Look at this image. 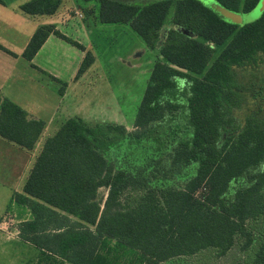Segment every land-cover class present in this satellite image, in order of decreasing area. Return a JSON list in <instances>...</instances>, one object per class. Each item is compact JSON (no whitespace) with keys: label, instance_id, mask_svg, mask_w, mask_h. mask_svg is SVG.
I'll return each mask as SVG.
<instances>
[{"label":"trees","instance_id":"trees-1","mask_svg":"<svg viewBox=\"0 0 264 264\" xmlns=\"http://www.w3.org/2000/svg\"><path fill=\"white\" fill-rule=\"evenodd\" d=\"M84 1L100 4L101 23H130L151 49L176 5L173 27L165 34L133 132L74 117L45 141L23 193L14 195L31 212L19 226L20 239L68 264H111L101 252L106 240L137 256L136 264H166L206 252L227 256L236 246L242 256L235 264H264V117L255 111L243 121L237 116L245 106L244 88L252 89L250 75L264 67V11L239 26L216 10L250 14L264 0H213L214 6L206 0ZM61 3L34 0L22 10L52 15ZM51 34L70 41L53 27L41 28L24 57L32 61ZM225 45L212 63L215 48ZM93 63L87 52L78 77ZM44 128L43 121L0 95L2 138L32 150ZM120 149L154 159L171 152L185 186L153 187L141 175L117 170L108 155ZM128 191L141 195L125 206Z\"/></svg>","mask_w":264,"mask_h":264},{"label":"crops","instance_id":"crops-1","mask_svg":"<svg viewBox=\"0 0 264 264\" xmlns=\"http://www.w3.org/2000/svg\"><path fill=\"white\" fill-rule=\"evenodd\" d=\"M31 1L34 0L0 1V95L24 109L30 118L45 123L44 131L32 150H27L0 136V264H25L11 257V252H14L16 245L7 240L9 237L6 233L4 219L9 215L11 207L16 204L14 195L23 193L26 181L45 141L54 136L67 120L74 117L81 118L90 125L118 124L94 119L92 115L95 116L96 96L93 95L90 102L77 87H81L83 81L91 74H108L109 64H106L103 59L104 54L100 52L102 45L108 43L113 35L128 33L132 27L130 23H101L99 20L101 6L96 1L62 0L60 7L52 15H29L22 10V7ZM175 9L176 6L170 10L162 31L163 41L159 43V47L151 49L145 43L146 49L159 52V60L165 34L173 27L172 20ZM44 27H53L71 42L77 43L85 49V51L81 50L80 60L73 78L71 89H74L76 101L67 107L71 108L70 111L66 110L65 105L59 106L60 102L68 98L70 88L66 84H62L61 78L56 76L51 69L56 64L59 66L65 65V63L69 64L63 55L51 51L55 46H60V42H64V40L51 34L32 61L24 57L33 36ZM87 52L93 55L94 63L78 78ZM55 59L58 62H55ZM111 85L110 83L108 86L111 91L108 94V99H116L118 95H115L117 93ZM62 88H64L63 95L60 94ZM51 93L54 103L50 109L48 98ZM56 104L58 105L57 110L55 109ZM18 229L16 228V230ZM19 241L22 242L20 237ZM19 247H22V244H19Z\"/></svg>","mask_w":264,"mask_h":264},{"label":"rangeland","instance_id":"rangeland-1","mask_svg":"<svg viewBox=\"0 0 264 264\" xmlns=\"http://www.w3.org/2000/svg\"><path fill=\"white\" fill-rule=\"evenodd\" d=\"M205 3L211 6L215 5L213 0H206ZM262 5L263 3L250 14H240L238 20L241 23L239 26L258 19L264 11ZM175 6H173V8ZM92 11H94V9H92ZM72 16H74V13H72ZM131 28L128 33L124 31L125 33L123 34L113 35L109 42L103 44L101 47L100 52L104 54L103 59L106 61V64H109L108 74H91L89 78L83 81L81 87H77L80 88V93L86 95V99L90 102L92 101V96H96V106L94 108L95 116L92 115L94 119L122 124L129 132L135 130L134 124L136 115L143 100L154 64L159 56L157 50L151 51L146 49L143 39ZM162 38L163 37H161L159 43L163 41ZM65 41L66 40L60 42V46L50 48H52L51 51L53 53L63 55L66 62H69V64L66 65L65 63L63 66L56 64L51 67V69L56 76L61 78V83L66 84V86L70 88L68 98L59 103L60 107L65 105L66 110L70 111L71 108L67 107L76 101V94L71 87L73 78L76 74L77 64L80 60L81 49L73 45V42L66 41L65 43ZM159 43L157 44V48L159 47ZM226 45L215 48L216 54L212 63L222 53ZM54 61L58 62L57 59ZM59 63L61 64V62ZM242 71L244 70L239 71L240 81L245 82L246 72ZM110 83L112 84L111 87L114 88V91L117 93L115 95H118L116 99H108V94L111 92L108 87ZM249 84L252 89L247 86L244 88L246 92L245 106L237 115L239 120L242 121L247 115V112L255 111L264 117V94L258 95L254 99L252 98V96L257 93V89L264 86V67L255 71V74L252 73L250 75ZM97 96L99 97L97 98ZM53 103L54 98H52L51 93L48 98L50 109L53 107ZM57 106L56 104V110ZM260 109L263 110L260 111ZM170 156L171 152L165 153L162 157L157 159L151 158L147 154H138L133 157L129 156L127 152L125 153L123 149H120L110 153L108 158L117 170L124 169L134 174L141 175V177H144L153 187L167 185L182 188L185 186L187 180L184 177L183 171L172 167ZM107 195V189H101L99 201L104 203L107 199ZM140 195L141 193L128 191L123 197L125 206L133 203ZM29 219H31V212L26 206L16 203L11 207L8 216V224L6 225V233L9 237L7 240L16 245L14 252H11V257L25 264H68L57 256L44 253L24 241H19L18 236L20 232H18V228L22 222ZM16 228L18 230H16ZM243 242L245 241L243 240ZM19 244H22V247H19ZM101 252L111 264H136L137 262V256L130 251H122L112 240L103 241ZM240 256H242L240 246H236L227 256H220L215 252H206L194 256L193 258H181L170 264H235Z\"/></svg>","mask_w":264,"mask_h":264},{"label":"water","instance_id":"water-1","mask_svg":"<svg viewBox=\"0 0 264 264\" xmlns=\"http://www.w3.org/2000/svg\"><path fill=\"white\" fill-rule=\"evenodd\" d=\"M262 9L264 10V1H263V5H262ZM216 10L227 20L231 21L232 23H235L237 25H239L241 22L238 20L240 14H236L233 12H230L229 10L221 7V6H217Z\"/></svg>","mask_w":264,"mask_h":264},{"label":"flooded vegetation","instance_id":"flooded-vegetation-1","mask_svg":"<svg viewBox=\"0 0 264 264\" xmlns=\"http://www.w3.org/2000/svg\"><path fill=\"white\" fill-rule=\"evenodd\" d=\"M253 73L255 74V72H253ZM256 79L259 80L258 78H256ZM249 82H250V80H249ZM249 82H248V83H249ZM256 82H258V81H256ZM261 88H262V86L259 88L260 90L257 89V93H259V94L255 93L256 96H258V95L260 96L261 94H264V92L261 93Z\"/></svg>","mask_w":264,"mask_h":264},{"label":"built area","instance_id":"built-area-1","mask_svg":"<svg viewBox=\"0 0 264 264\" xmlns=\"http://www.w3.org/2000/svg\"><path fill=\"white\" fill-rule=\"evenodd\" d=\"M9 216V215H8ZM8 216L5 217L4 219V224L7 225L8 224Z\"/></svg>","mask_w":264,"mask_h":264}]
</instances>
